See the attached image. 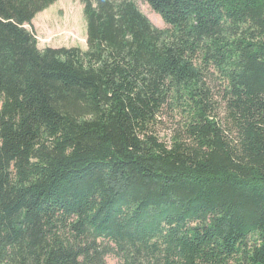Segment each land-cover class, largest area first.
<instances>
[{
  "label": "trees",
  "instance_id": "trees-1",
  "mask_svg": "<svg viewBox=\"0 0 264 264\" xmlns=\"http://www.w3.org/2000/svg\"><path fill=\"white\" fill-rule=\"evenodd\" d=\"M0 0V264H264V0Z\"/></svg>",
  "mask_w": 264,
  "mask_h": 264
},
{
  "label": "rangeland",
  "instance_id": "rangeland-1",
  "mask_svg": "<svg viewBox=\"0 0 264 264\" xmlns=\"http://www.w3.org/2000/svg\"><path fill=\"white\" fill-rule=\"evenodd\" d=\"M137 5L153 25L161 29L167 27L146 2L137 0ZM25 27L33 31L40 49L49 46L86 48V21L80 0H56L38 12L31 24H25ZM107 263L119 264V261L114 256H108Z\"/></svg>",
  "mask_w": 264,
  "mask_h": 264
}]
</instances>
